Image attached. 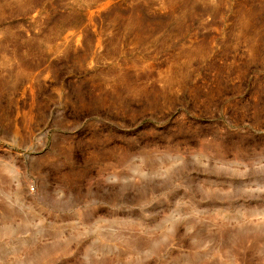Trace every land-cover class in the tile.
I'll return each mask as SVG.
<instances>
[{"label": "rangeland", "instance_id": "374dc122", "mask_svg": "<svg viewBox=\"0 0 264 264\" xmlns=\"http://www.w3.org/2000/svg\"><path fill=\"white\" fill-rule=\"evenodd\" d=\"M0 264H264V0H0Z\"/></svg>", "mask_w": 264, "mask_h": 264}]
</instances>
